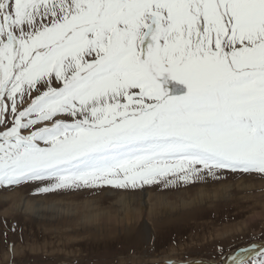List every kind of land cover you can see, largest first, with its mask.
Masks as SVG:
<instances>
[{"label": "snow or ice", "instance_id": "obj_1", "mask_svg": "<svg viewBox=\"0 0 264 264\" xmlns=\"http://www.w3.org/2000/svg\"><path fill=\"white\" fill-rule=\"evenodd\" d=\"M233 174L264 177V0H0V188Z\"/></svg>", "mask_w": 264, "mask_h": 264}, {"label": "rangeland", "instance_id": "obj_2", "mask_svg": "<svg viewBox=\"0 0 264 264\" xmlns=\"http://www.w3.org/2000/svg\"><path fill=\"white\" fill-rule=\"evenodd\" d=\"M256 242H264L258 174L49 197L0 188V264L220 263Z\"/></svg>", "mask_w": 264, "mask_h": 264}, {"label": "water", "instance_id": "obj_3", "mask_svg": "<svg viewBox=\"0 0 264 264\" xmlns=\"http://www.w3.org/2000/svg\"><path fill=\"white\" fill-rule=\"evenodd\" d=\"M261 245H264V242L252 243V244H250L248 246H245V247H242V248L237 249L235 251H232L231 253H228L227 255H225L222 258L221 263H216L214 261H207V260H201L200 259V260L186 261V262H182V263L162 262V263H159V264H222L224 259H228L229 260V264H232L231 256L233 254H240V255L245 256L248 259L254 253H257L258 251H261V250L264 249V247H261Z\"/></svg>", "mask_w": 264, "mask_h": 264}, {"label": "bare ground", "instance_id": "obj_4", "mask_svg": "<svg viewBox=\"0 0 264 264\" xmlns=\"http://www.w3.org/2000/svg\"><path fill=\"white\" fill-rule=\"evenodd\" d=\"M7 196H8V195H7ZM9 196H10V194H9ZM202 198H205V197H201V200H202ZM26 206L28 207V206H29V203H27ZM17 207H19V206H17ZM17 207H16V208H17Z\"/></svg>", "mask_w": 264, "mask_h": 264}]
</instances>
